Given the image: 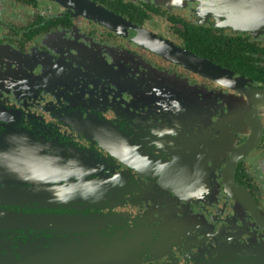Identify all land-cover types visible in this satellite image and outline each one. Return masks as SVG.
<instances>
[{
  "label": "flooded vegetation",
  "instance_id": "1",
  "mask_svg": "<svg viewBox=\"0 0 264 264\" xmlns=\"http://www.w3.org/2000/svg\"><path fill=\"white\" fill-rule=\"evenodd\" d=\"M5 108L22 154L91 149L109 177L58 185L86 229L10 219L0 264H88L108 244L107 264H264V0H0Z\"/></svg>",
  "mask_w": 264,
  "mask_h": 264
},
{
  "label": "water",
  "instance_id": "2",
  "mask_svg": "<svg viewBox=\"0 0 264 264\" xmlns=\"http://www.w3.org/2000/svg\"><path fill=\"white\" fill-rule=\"evenodd\" d=\"M91 7L92 13L96 18H98L96 15L101 14L102 18L107 20L106 23H104L105 25L126 38H134L132 32L135 29L129 21H125L109 12L107 14L105 10L93 8L95 7L94 5ZM125 31H128V33L126 34ZM139 41L144 42L145 40ZM145 45L150 46L148 42H146ZM5 109L0 110V125L3 128L0 130V230L3 231L8 229L7 225L10 223V219L13 224V226L10 227L11 229H26L25 220L29 217L35 218L34 221L40 220L41 222H45V224H43L44 229H86L85 227L77 225L79 216L71 212L72 202H70V194H56V191L58 185L65 182H83L82 180L84 178H86L84 180L96 182L104 177H109H106V171L102 170L100 168L101 165L98 166L96 159L93 158V150L88 149L86 153L82 150L75 152L70 146L61 145L59 152L55 153L52 151V147L48 145L44 147V152L41 151L36 154L31 152V150H26L25 153L22 154L23 148L17 146L14 142L12 143V140H10V143L8 141V137L16 132V130L12 129L16 127L14 122L15 118L22 116H20L18 111L10 108ZM24 117H27V115L23 116V118ZM23 118L21 119L22 122H24ZM32 125H35V123ZM32 132L33 131L29 132V134H32ZM35 134L39 133L35 132ZM45 135V133H42L41 138ZM254 143L255 141H248L245 143L241 148V153L248 151ZM73 164L78 165V168L75 169L76 171L72 169ZM112 183H117V179H113ZM11 205L16 206L18 210H6L2 208V206ZM83 205L85 206L84 203ZM24 207H27L30 211L32 210L30 214H25L22 211ZM55 207L64 208L67 216L69 215V219L65 216V219H59L55 222V225H51L48 221L53 218L47 219V217L44 216L45 214L40 211L44 208L53 209ZM83 218H85V216H82V219ZM72 219L73 222L72 225H70ZM93 223L96 224V221H93ZM103 223L105 225L108 222L103 221ZM110 224H112V221ZM31 229L36 230L38 228L31 227ZM60 233H64L63 231L58 233V239L62 240ZM63 240L66 239L64 238ZM116 246H118V243ZM105 248L108 250L105 251L106 253L103 251V257L97 253L99 251L90 249L87 255L89 257L87 259H85L86 257H82L83 260H81V262H88V264H90L91 258H93L92 263L98 261L106 263L110 261L108 258H112L113 256L110 255L113 253V244H108ZM50 253H57V259L61 261L59 259L60 253L57 250ZM6 256L7 254L5 251H0V263L7 260Z\"/></svg>",
  "mask_w": 264,
  "mask_h": 264
}]
</instances>
